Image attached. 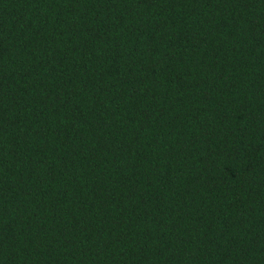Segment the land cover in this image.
<instances>
[{"label":"trees","instance_id":"1","mask_svg":"<svg viewBox=\"0 0 264 264\" xmlns=\"http://www.w3.org/2000/svg\"><path fill=\"white\" fill-rule=\"evenodd\" d=\"M0 264H264V0H0Z\"/></svg>","mask_w":264,"mask_h":264}]
</instances>
